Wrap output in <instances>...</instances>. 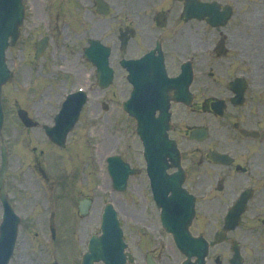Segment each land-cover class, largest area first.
Instances as JSON below:
<instances>
[{"label":"rangeland","instance_id":"1","mask_svg":"<svg viewBox=\"0 0 264 264\" xmlns=\"http://www.w3.org/2000/svg\"><path fill=\"white\" fill-rule=\"evenodd\" d=\"M45 1L49 0H26L28 15L31 19L27 29L26 27L24 29L23 40L8 54L9 65L16 71L14 80L6 88L5 92L7 107H9L8 124L5 133L7 144L10 148L8 191L11 201L15 203L17 211L24 218L20 229L19 245L11 264H52L55 257L62 264H80L81 254L84 251L83 241L89 233L96 229V225L99 222L98 210L100 206L98 207L97 204V206H93L92 213L85 219L78 218V214H76V227L70 225L67 221L68 219L66 220L61 215V232L57 235V241L51 243L49 242L50 212L56 211L60 214L64 212L63 208H66L72 215L70 206H67L68 198L65 199V196L68 195L71 196L69 203L72 206L73 204L76 205L81 198L87 195L92 196L95 194L100 200L101 196H104L103 190L107 188L106 181L108 178L103 172L101 174L100 171L101 166L105 165L103 160L109 154L124 152L132 164L136 167L139 166L141 169L144 162L140 157L141 143L134 133L131 130H121L119 133V128L125 123H113L106 117L105 112L101 110L102 101L100 94L98 92L96 94L95 91V77L92 74L84 77L85 73H81L79 79L84 77V81L79 83L77 78V80L75 79L76 82L73 83L68 77H62L63 73L66 72L61 69L60 62L62 60L66 61L67 54L70 53V49L66 47L65 28H57L55 31V43L53 42L47 56L40 61H34L33 53L35 50L32 46V41L40 35L39 31H41V27H35L34 23L38 10L44 6ZM236 26L231 29L228 28L231 46L236 48V50H238L237 47L242 48L241 41L251 45L250 41L252 39L257 37L264 39V28L257 35L253 30V24ZM256 26L258 27L257 24ZM245 51L248 53L247 49ZM89 80L90 84L87 85ZM40 81L44 84V90L39 94L40 91L35 92V87ZM28 83H31L34 88L27 91L24 90V87ZM78 86L88 87L91 91V99L87 109H85L86 111L83 113L80 124L75 129V136L65 150L56 147L51 149L52 153H49V149L46 148L48 145L42 132L23 127L21 129L16 126L17 123L13 124L16 110L14 106L19 103H16V94L9 92L11 88L20 89L19 93L25 92L28 108L35 120L49 123L58 112L63 95ZM41 87L42 85L38 87V90H41ZM14 88L13 91H15ZM117 91L118 89H116ZM108 95L110 97H106L103 101L111 103L113 92H108ZM124 97H126V90H120V95L118 94L115 99L121 100ZM20 99L23 101V98ZM114 112L110 115H113ZM34 147H37V152L39 153L45 150L43 156L41 155V161L45 163L44 165H46V170H48L51 178L48 181L43 180L40 175L32 171V167L27 168L28 164L34 163L23 156L32 155L31 151ZM135 149L138 150L139 155H137ZM61 153H64V157L59 156L62 155ZM53 156H58V159L56 160ZM71 157H77L80 162L76 165L75 171L79 175L73 174L72 169L75 168V165H67L66 162L64 164L60 163L63 160H70ZM85 158L90 163L88 166L89 174L86 176L85 174H80L79 169L81 159ZM66 169H70V176L75 179L74 181H66L68 176L62 175ZM115 197L117 207L123 212L124 220L127 219L124 223L126 225L129 223L132 226V228L126 227V229H128L131 251L138 258L135 264H143V257L149 250V184L144 174L132 179L130 187L123 197L118 195ZM1 211L0 208V214ZM136 221L139 224L137 227H135ZM215 221V219H205L202 223V226H207L203 227L202 231L211 236V239L217 227V225L214 227ZM237 235L244 240L245 236L242 230ZM70 240L74 241L76 246L69 244ZM246 242L249 245V254L252 255L250 247H252L254 242L248 239H246ZM167 247L163 248L165 251L163 252V257H165L166 263L176 264L177 253L173 248L169 250ZM213 254L215 258L217 256L220 257L226 264V260L230 257L228 245L214 249ZM212 264L217 263L213 261Z\"/></svg>","mask_w":264,"mask_h":264},{"label":"flooded vegetation","instance_id":"2","mask_svg":"<svg viewBox=\"0 0 264 264\" xmlns=\"http://www.w3.org/2000/svg\"><path fill=\"white\" fill-rule=\"evenodd\" d=\"M152 1L149 0V51L156 48L158 44L160 47L149 59V74L159 76V67L165 65L168 74L177 75L182 71L184 54L193 53L192 62L196 72V77L190 86L193 96L189 105L173 103V121L176 124L191 121L198 127H206L204 126L206 123L210 126V130L212 128V137L210 134L211 138L207 145H203V141H198L196 146H192L189 133H187L188 136L181 134L177 130V126L176 131L173 132V134L179 135L186 152L182 157L183 166L188 173L186 183L193 184L196 190L203 192L211 181L212 175L221 176L217 180V191L223 192L228 183L229 190L225 196L231 197L235 201L243 192L242 187L246 181L244 175L248 174V178L254 185L252 188L254 196L261 199L248 202L246 215L259 216L260 212L264 210V191L257 192L259 188L264 189V84L262 85L254 79L252 83L246 84L243 97L238 100L236 93L229 88V81L232 70H238L239 73H245L248 76L254 75L259 70L263 71L261 68H256L260 64L257 58L261 55L260 40L258 37L252 39L251 45L241 41L242 48L237 47L239 55L235 56L233 48L229 45L231 38L224 35L223 29L218 30L207 21L180 19L177 16L179 9L177 3L180 2L176 0H174L175 3L167 2V9L160 13L156 10L157 7L154 8ZM202 1H218L222 5L231 7L232 15L226 24L227 28H234L233 26L244 23L247 18L248 2L246 0ZM205 8L210 10V15L217 16L216 5H205ZM128 18H130L129 15ZM202 24L205 27L201 33L204 40L201 45L197 42L196 35L199 34L197 28ZM263 27L262 18L253 24V30L257 35ZM256 28L258 29L256 30ZM222 35L225 36L226 47H224V43L217 46ZM212 37H214V42L211 41ZM246 49L248 53L245 51ZM181 81V84L177 88H173L171 93L179 94L182 98L187 99L188 88L185 80L181 78ZM239 101L242 102L239 104ZM215 105L216 110L214 109ZM191 118L193 119L191 120ZM239 128L256 131L258 135L252 138L245 137ZM185 139H188V142ZM211 152L228 155L232 160L228 164L219 163L209 157ZM248 152L249 156H247ZM218 167L228 168L230 171L217 172L214 169ZM221 179L224 183L222 182L220 186L218 182ZM251 202L252 207H250ZM222 210L217 208L211 210L209 214L217 217L223 213ZM156 213L159 217L158 210ZM151 218L153 219V217ZM149 225L155 230L158 228V225L153 221H149Z\"/></svg>","mask_w":264,"mask_h":264},{"label":"water","instance_id":"3","mask_svg":"<svg viewBox=\"0 0 264 264\" xmlns=\"http://www.w3.org/2000/svg\"><path fill=\"white\" fill-rule=\"evenodd\" d=\"M16 234V229L14 230V232L12 233V235H15ZM5 235V234H4ZM11 236V235H10ZM3 243V239H2V242L1 244ZM7 242L6 240H4V246L2 247V249L0 250V255H2V253H6L8 251L7 249Z\"/></svg>","mask_w":264,"mask_h":264}]
</instances>
